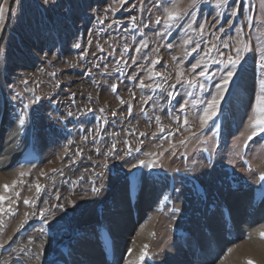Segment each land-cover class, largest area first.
Listing matches in <instances>:
<instances>
[{
    "label": "rangeland",
    "instance_id": "obj_1",
    "mask_svg": "<svg viewBox=\"0 0 264 264\" xmlns=\"http://www.w3.org/2000/svg\"><path fill=\"white\" fill-rule=\"evenodd\" d=\"M175 3L0 0V195L10 197L2 206L16 213L0 215V244L8 246L1 261L56 264L58 243L70 248L74 264H83L82 236L93 239L103 262L100 232L105 230L117 235L118 264H139L145 244L143 264H264V182L259 180L264 133L247 139L264 79V0H243L235 16L231 3L219 8L216 0H198L195 7L190 0ZM165 8L183 17L170 29ZM189 38L192 43L184 44ZM238 39L252 50L241 54L217 115L201 127L202 102L211 99L223 75V64L215 61L221 52L225 59L235 55ZM209 41L218 51L205 57ZM196 44L200 48L192 52ZM157 57L155 70L171 76L166 82L148 79ZM200 60L214 76L198 77L206 91L184 82L195 75L191 64ZM178 69L185 73L180 84ZM141 79L152 88L137 87ZM169 92L178 95L170 99ZM21 113H26L23 127ZM140 160L155 164L140 166ZM14 180L16 187L4 193L3 185ZM121 199L125 203L119 205ZM123 205L126 215L119 214ZM49 252L54 258L46 256Z\"/></svg>",
    "mask_w": 264,
    "mask_h": 264
},
{
    "label": "snow or ice",
    "instance_id": "obj_2",
    "mask_svg": "<svg viewBox=\"0 0 264 264\" xmlns=\"http://www.w3.org/2000/svg\"><path fill=\"white\" fill-rule=\"evenodd\" d=\"M120 2L123 3L124 0H120ZM163 3L165 5L171 4L172 7H176L175 0H163ZM190 3H191L192 7H195L196 4L198 3V0H190ZM229 3H231L232 9H233L231 12V15H233V16L237 15L239 13L240 5L243 3V0H216V7L219 8L221 6H227ZM3 11H4L3 7H0V19H2ZM184 15H188V13H184ZM165 16H166V19L164 20V24H165V27L169 28V29L176 22L180 21L183 18L179 11H173V10H170L168 8H165ZM218 17H219V13H217V18ZM247 19L249 22L251 21V17H248ZM156 23L160 24L161 20L157 19ZM193 23H194V21L192 23H187V27L189 29H191L193 27ZM198 30L202 34L203 30H204V25L203 24L198 25ZM218 31L223 32L224 28L221 27L218 29ZM242 34H243V28L239 29L236 33L238 38ZM215 38H216V40L220 39L219 36H216ZM191 43H192L191 38L184 40V44H191ZM238 43L241 46H238L234 49L235 55L227 54L226 59H225L224 58L225 53L221 52L220 53L221 59L219 61H215V63L223 64V69L220 70L223 72V75L220 77V82L215 84L216 92L214 94H210L211 99L206 101V102H202L205 104V106L202 109V115H200V117H199L201 127L206 125L208 123V121L213 120V118L217 115V112H218L219 107H220V103L224 98V93L227 91L228 85L232 81V78L236 73L237 66L240 64L241 60L243 59V56L241 54L252 50L249 42L245 41L244 39H238ZM169 46H171V45H169ZM76 47H79V45L77 44ZM144 47H147V45L145 44ZM228 47H229V44L227 41H225L224 42V48H228ZM199 48H200V45L196 44L195 47H193L192 52H196ZM137 51H140V49H137ZM213 51H218L217 45L215 43H212L211 41H209L208 46H207V50L204 52V56L210 57L211 53ZM188 54L191 55V53H188ZM173 59H176V57H173ZM133 62H135V60H133ZM159 63H160L159 57H157L156 59H153L151 61V67L148 69V71H149L148 79L160 78L166 82L168 79L171 78V76L169 75L166 77L163 75V73L155 70L156 65ZM260 68L262 71H264V55H262V57H261ZM198 69H199V71H197ZM190 72L195 73V75H193L190 79H188L187 81H184V82L190 87H193V88L199 87V89L201 91H206L205 83L200 82L198 77L205 78L206 80L213 79L214 76H211L209 74V66L207 64H205L203 62V60H200V61H197L196 63L191 64ZM184 75H185V73L183 70H179V69L177 70V76H176V83L177 84H180L183 81ZM24 83H27V81H24ZM259 85H260V89H261V94L256 97V101H255V105H254V116L252 118H250V127H251L252 131H251V134L247 137V139L249 141L252 140L254 137H256L258 134L264 133V79H261L259 81ZM117 87H118V85L113 84L112 88H111L112 92H116ZM137 87L142 88V89L143 88L151 89L152 85L146 84L145 81L143 79H141L139 81V84L137 85ZM160 87H161V85H159V84L156 85V89H159ZM169 87L175 89L176 84L169 85ZM156 89H153V91H155ZM175 95H178V93H173V92L168 93V96L170 99H174ZM186 95L191 97L193 95V93L187 92ZM117 99L120 100L121 104L125 103V101L123 99H121L119 97H117ZM148 99L151 100L152 97H148ZM31 103H34V101H32ZM144 103H147V100H145ZM188 103L189 102L187 100H185L179 105V111L181 113L184 112ZM196 103H197L196 100H192V104L194 106L196 105ZM28 107H29V104L24 105L25 109H27ZM89 111H92V109H89ZM100 111L103 112L104 109L101 108ZM131 111H132V108H131V106H129L128 112L131 113ZM112 115L115 116L116 112L115 111L112 112ZM173 119H175L176 121H179L181 119V117L180 116H174ZM156 121H157V124H159V122H160L159 116L156 117ZM18 123L21 127L25 126V124H26V113H21V115L18 118ZM188 123H189L188 118L185 116L183 118V124L187 125ZM160 131L163 132L164 128L161 127ZM85 139H87V137H85ZM112 149L113 150L115 149V145L112 146ZM136 151H139V149H136ZM138 163L140 166L152 167V166H154L155 161L146 162L145 160H140ZM53 171H56V170L53 169ZM25 174L26 173H23V172L20 173L21 176H23ZM42 175H44V173H42ZM259 180L261 182H264V172L260 173ZM17 183L18 182L14 180L11 185L4 184L3 185L4 193L10 192L13 188L16 187ZM261 186L264 187V184H262ZM41 187L42 186L37 182L36 183V192L37 193H40ZM92 191L95 193V192H98L99 189H97L95 186H93ZM16 195L19 196V192H17ZM57 199H59V197H57ZM6 201H10V197L7 195H0V215H2L5 212H8L11 215H15L16 213L13 211V209L10 205L8 208H4L2 206ZM23 203L28 205L31 203V201L29 199H25L23 201ZM59 207L63 208V205H59ZM27 215L28 214L25 213V217H27ZM0 223H2V222H0ZM45 223H47L46 217H45ZM43 231H44V229L42 228L41 232H43ZM260 237H261V239H264V231L260 232ZM0 247H3V244H0ZM148 247L149 246L147 244H145L140 250L139 260L141 261V264H143V261L148 256ZM228 251L230 252L231 249H228ZM131 252H132V249H128V253L131 254ZM247 264H254V262L252 260H248Z\"/></svg>",
    "mask_w": 264,
    "mask_h": 264
},
{
    "label": "bare ground",
    "instance_id": "obj_3",
    "mask_svg": "<svg viewBox=\"0 0 264 264\" xmlns=\"http://www.w3.org/2000/svg\"><path fill=\"white\" fill-rule=\"evenodd\" d=\"M29 130H30V127H29ZM28 132V131H27ZM12 152V151H11ZM33 153H31L32 155ZM29 156V154H28ZM33 157V156H31ZM18 160V159H17ZM19 161V160H18ZM2 164V163H1ZM120 204L119 205H122L125 203L124 199L120 200L119 201ZM135 204V203H134ZM118 206V205H117ZM124 206V205H123ZM126 206V205H125ZM124 206V209H122V211L119 212L120 215H126L127 213V209H128V206L127 208H125ZM120 207V206H119ZM119 207L115 208L116 210H119ZM123 208V207H122ZM114 210V209H113ZM115 210V211H116ZM129 210V209H128ZM227 216V215H226ZM229 216H227L228 218ZM29 228L31 226H28ZM29 228H23L24 230H21V232L23 233L26 229L28 230ZM47 229V228H46ZM26 230V231H27ZM113 233H108L106 232L105 230H101L100 232V238H101V247L103 248L105 254H104V260L105 261H101L100 259V254H99V250L97 249V246L95 245V243H93V239L92 240H89L88 238L86 237H80L79 238V244L81 246V248L83 249L82 250V256L84 257V263L83 264H118V254L116 255L115 252L114 253H111L109 254V240H112V242H114L115 240H113L115 237L112 236ZM35 235V234H34ZM114 235V234H113ZM29 238V237H28ZM52 238V237H51ZM51 240V239H50ZM117 240V238H116ZM34 245V244H33ZM58 245V246H57ZM55 247L54 248V245H53V248L56 249L57 251L56 252H59L60 251V260L56 262V264H74L73 262V254L70 252V248L67 246V245H61L60 244H55ZM8 246L6 245H3V247H0V258H2V256H4L3 252L7 249ZM114 250H115V242H114ZM247 251V250H246ZM248 252V251H247ZM55 253V252H53ZM49 252L46 256L48 258H54V254ZM58 254V253H57ZM12 255V254H11ZM18 255V254H17ZM19 256V255H18ZM56 256V255H55ZM59 257V256H58ZM4 258V257H3ZM2 258V259H3ZM13 259H15L13 256H12ZM12 259V260H13ZM20 259V258H19ZM10 260V259H9ZM9 260L5 262V260L1 261L0 259V262L2 264H9ZM16 260L15 259V263L16 264ZM83 260V259H82ZM147 259H145L146 261ZM137 261V260H136ZM141 262V261H140ZM139 262V264H141ZM144 262V261H143ZM0 263V264H1ZM22 263L19 262V264ZM30 263V262H29ZM129 263V262H128ZM149 264H155L153 261H149L148 262ZM25 264V263H23ZM35 264V263H34Z\"/></svg>",
    "mask_w": 264,
    "mask_h": 264
}]
</instances>
